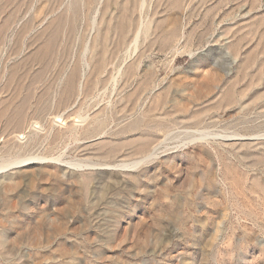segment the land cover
I'll return each instance as SVG.
<instances>
[{"label": "rangeland", "instance_id": "rangeland-1", "mask_svg": "<svg viewBox=\"0 0 264 264\" xmlns=\"http://www.w3.org/2000/svg\"><path fill=\"white\" fill-rule=\"evenodd\" d=\"M0 264H264V0H0Z\"/></svg>", "mask_w": 264, "mask_h": 264}, {"label": "bare ground", "instance_id": "bare-ground-1", "mask_svg": "<svg viewBox=\"0 0 264 264\" xmlns=\"http://www.w3.org/2000/svg\"><path fill=\"white\" fill-rule=\"evenodd\" d=\"M137 38H138V37H136V39H137ZM40 158H43V157H40ZM18 161H19V160H18ZM3 168H6V166L2 167V169H3Z\"/></svg>", "mask_w": 264, "mask_h": 264}]
</instances>
